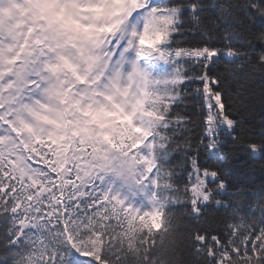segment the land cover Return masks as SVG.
I'll return each instance as SVG.
<instances>
[{"label": "snow or ice", "instance_id": "1", "mask_svg": "<svg viewBox=\"0 0 264 264\" xmlns=\"http://www.w3.org/2000/svg\"><path fill=\"white\" fill-rule=\"evenodd\" d=\"M131 4V9H124L130 25L136 17H142L139 25L132 26L133 35L137 37L138 57L158 58L172 65V82L183 78L178 69L183 57L194 56L199 62V87L206 97L209 113H214L205 118L211 133L214 120L227 116L224 76L228 67L220 66L229 56L228 46L204 39L200 30V9L195 0L183 10L174 5L156 4L153 0H131ZM260 10L264 12V5ZM185 12L187 21L182 19ZM261 23L257 17L252 27L258 28ZM174 34L181 37V43H175ZM185 38L187 43H184ZM112 43L119 51L123 42L117 44L113 40ZM232 55H235L234 49ZM255 62L264 71V54L257 56ZM172 99L169 96L162 108L152 113L156 124L166 122ZM117 119L132 125L131 114L118 115ZM226 123L231 124V120ZM133 132L139 135L131 144V154L137 155L143 164L137 182L144 186L142 196L146 206L134 202L135 194L130 197L113 190L103 166L92 162L93 156L107 160V153L99 144L95 146V153L90 145L77 144L70 158H62L50 143L40 142L28 147L7 106L0 105V213L10 216L13 225L7 237L9 247L3 249L10 254L12 264H16L18 257H23L22 264H109L103 252L110 245L125 249L128 264H136L137 257L141 264H148L149 252L165 227L163 205L167 198L159 190L162 180L149 151L158 138L163 137L152 127H133ZM97 135L101 143H113L109 133ZM121 146L122 150H128V137L121 141ZM212 146L209 144V148ZM210 176L215 179L210 180ZM213 183L223 187L224 181L218 173L198 166L186 188L191 211L198 217L202 214L201 202L211 199L209 185ZM221 207L224 206L221 204ZM239 210L243 214L240 221H236L230 205L216 217L221 224L234 221L228 228L230 240L212 227L194 233L196 247L207 251L212 264H264V215L252 222L250 217L255 213L247 205ZM260 211L264 213V209ZM49 233L56 236L49 239ZM0 264H9V260L0 259Z\"/></svg>", "mask_w": 264, "mask_h": 264}, {"label": "clouds", "instance_id": "2", "mask_svg": "<svg viewBox=\"0 0 264 264\" xmlns=\"http://www.w3.org/2000/svg\"><path fill=\"white\" fill-rule=\"evenodd\" d=\"M125 8H132L131 0H0V105L28 147L50 143L70 158L77 144L90 145L93 153L99 144L107 160L93 156L92 162L103 166L113 190L135 194L134 202L146 206L137 182L143 164L131 154L139 135L133 127L156 124L152 113L170 94L168 78L150 68L158 60L136 55ZM113 40L123 42L119 51ZM125 114L131 126L117 119ZM105 132L112 144L100 142L97 134ZM164 219L157 242L171 228Z\"/></svg>", "mask_w": 264, "mask_h": 264}, {"label": "trees", "instance_id": "3", "mask_svg": "<svg viewBox=\"0 0 264 264\" xmlns=\"http://www.w3.org/2000/svg\"><path fill=\"white\" fill-rule=\"evenodd\" d=\"M191 2L193 0H161L163 5H174L182 10ZM195 2L200 9V30L204 39L228 46L229 56L220 66L228 67L224 76L227 116L215 119L209 133L205 123L209 111L199 87V62L194 56L186 55L179 61V74L183 77L179 82L170 79L173 66L157 58L158 64L164 66L166 84L173 97L166 122L152 126L153 131L163 137L158 138L154 146L159 150L155 153V162L162 180L159 190L167 198L163 211L171 228L163 242H157L149 252L148 264H212L207 251L196 247L193 239L196 231L212 227L230 240L228 228L234 221L221 224L216 219L229 205L236 221L242 219L239 209L244 205L255 213L250 217L252 222L264 215L260 211L264 209V71L255 62L257 56L264 54V12L260 10L264 0ZM257 17L262 21L261 26L252 27ZM182 19L187 21V12ZM187 27L185 23L184 28ZM175 43H181L180 36H175ZM184 43H187L186 38ZM233 49L235 55H232ZM226 120H231V124ZM209 144L213 146L209 148ZM198 166L218 173L224 181L223 187L209 185L211 199L201 202L199 217L191 211L192 205L185 194ZM11 226V217L0 213V259H8L9 264H12L10 254L3 249L9 247L6 244ZM49 234V239L56 236V233ZM103 256L109 264H128L125 249L118 245L106 247ZM136 264H141L139 257Z\"/></svg>", "mask_w": 264, "mask_h": 264}, {"label": "bare ground", "instance_id": "4", "mask_svg": "<svg viewBox=\"0 0 264 264\" xmlns=\"http://www.w3.org/2000/svg\"><path fill=\"white\" fill-rule=\"evenodd\" d=\"M206 114H207V116L209 115V113H206ZM3 216L5 217L6 215L3 214ZM30 235H31V234H30ZM54 243L62 244L63 242H62V241H56V242H54ZM6 245H7L6 247L9 246L8 243H7ZM28 247H29V249H30V245H29ZM17 248L19 249L20 246L18 245ZM26 255H27V252L24 253V256H26ZM22 260H23V257H18L16 263H17V264H22Z\"/></svg>", "mask_w": 264, "mask_h": 264}, {"label": "rangeland", "instance_id": "5", "mask_svg": "<svg viewBox=\"0 0 264 264\" xmlns=\"http://www.w3.org/2000/svg\"><path fill=\"white\" fill-rule=\"evenodd\" d=\"M141 20H142V17H136V19L135 20H133L132 22H131V24H132V26H137V25H139V23L141 22ZM143 194V191L141 192V195Z\"/></svg>", "mask_w": 264, "mask_h": 264}]
</instances>
